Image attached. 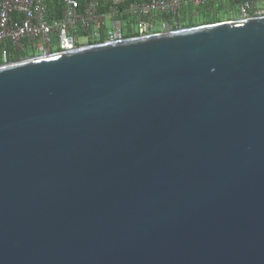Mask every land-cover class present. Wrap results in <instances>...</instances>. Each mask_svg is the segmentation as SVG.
<instances>
[{
    "label": "water",
    "instance_id": "95a60500",
    "mask_svg": "<svg viewBox=\"0 0 264 264\" xmlns=\"http://www.w3.org/2000/svg\"><path fill=\"white\" fill-rule=\"evenodd\" d=\"M0 264H264V15L0 64Z\"/></svg>",
    "mask_w": 264,
    "mask_h": 264
},
{
    "label": "built area",
    "instance_id": "2783aa9c",
    "mask_svg": "<svg viewBox=\"0 0 264 264\" xmlns=\"http://www.w3.org/2000/svg\"><path fill=\"white\" fill-rule=\"evenodd\" d=\"M51 0H0V64L21 60L26 55H45L72 49L85 38L86 42L120 40L124 25L139 35L153 33L180 23L183 5L194 6L222 0H60L62 16L48 17ZM84 2V3H83ZM157 14L163 17L156 18ZM264 15V4L251 0L239 3V18Z\"/></svg>",
    "mask_w": 264,
    "mask_h": 264
},
{
    "label": "crops",
    "instance_id": "0c3cea01",
    "mask_svg": "<svg viewBox=\"0 0 264 264\" xmlns=\"http://www.w3.org/2000/svg\"><path fill=\"white\" fill-rule=\"evenodd\" d=\"M257 6H262L264 0H251ZM241 0H222V1H209L207 4L203 5L202 13L204 17L198 19L199 17L194 16L193 21H200L201 23H207L205 21L210 20L209 22L223 21L229 19L239 18V3ZM84 3V2H83ZM199 10V9H198ZM195 15L199 12L194 13ZM163 17L162 14H157L156 18ZM203 20V21H202ZM158 24V23H157Z\"/></svg>",
    "mask_w": 264,
    "mask_h": 264
},
{
    "label": "flooded vegetation",
    "instance_id": "af4514ba",
    "mask_svg": "<svg viewBox=\"0 0 264 264\" xmlns=\"http://www.w3.org/2000/svg\"><path fill=\"white\" fill-rule=\"evenodd\" d=\"M207 4V2L203 3V4H200V5H197V6H194V5H191V4H187V5H183L180 9V23L178 26H169L168 28L166 29H162V28H159V29H156L153 33L155 32H160V31H165V30H172V29H176V28H180V27H185V26H192V25H198V24H202L200 21H193V17L194 16H197L195 15V11L196 12H199L201 10H203V5ZM199 9V10H198ZM124 30H125V33L123 35V38H129V37H134V36H138L139 34H137L136 32H131V29L128 26H125L124 25ZM127 33H135L133 36H129L127 35ZM122 38V39H123ZM96 42H82L80 44H78L77 46H75L74 48H77V47H81V46H84V45H90V44H94ZM72 48V49H74ZM31 56H34L32 54L30 55H26L24 56V58H27V57H31Z\"/></svg>",
    "mask_w": 264,
    "mask_h": 264
},
{
    "label": "trees",
    "instance_id": "16d2710c",
    "mask_svg": "<svg viewBox=\"0 0 264 264\" xmlns=\"http://www.w3.org/2000/svg\"><path fill=\"white\" fill-rule=\"evenodd\" d=\"M128 1H132V0H128ZM110 5V1L109 0H103V2H101L100 4V10H105L108 8V6ZM48 17L52 18V17H60L62 16V12H63V5L62 2L60 0H51L48 2ZM210 20H207L205 22L209 23ZM135 33H127V35L129 36H133Z\"/></svg>",
    "mask_w": 264,
    "mask_h": 264
},
{
    "label": "rangeland",
    "instance_id": "374dc122",
    "mask_svg": "<svg viewBox=\"0 0 264 264\" xmlns=\"http://www.w3.org/2000/svg\"><path fill=\"white\" fill-rule=\"evenodd\" d=\"M202 11L204 12V10H201V11H199V14H197V17H199L198 19H202L204 17V14L202 13ZM156 28L159 29V25L158 24H156ZM80 42H86V39L85 38H80Z\"/></svg>",
    "mask_w": 264,
    "mask_h": 264
}]
</instances>
